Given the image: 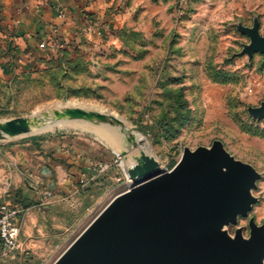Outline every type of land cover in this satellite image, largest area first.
Wrapping results in <instances>:
<instances>
[{
  "label": "rangeland",
  "instance_id": "rangeland-1",
  "mask_svg": "<svg viewBox=\"0 0 264 264\" xmlns=\"http://www.w3.org/2000/svg\"><path fill=\"white\" fill-rule=\"evenodd\" d=\"M200 1L174 0L175 18L187 19ZM254 30L264 36V6H252L247 15L236 14L218 29L203 30L193 42L186 39L203 58L197 70L169 63V53L164 62L162 52H151L161 46L134 30L122 32L120 47L110 52L70 49V43L62 41L46 44L23 63L16 61L10 47L1 45L0 120L83 106L114 115L123 124L70 119L63 127L0 140V146L21 140L41 148L48 139L70 137L89 151L78 160L85 163L74 174V188L60 191L35 212L31 243L0 257V264H54L116 197L131 188L128 162L133 164L141 150L171 170L186 149L211 147L216 140L260 175L248 214L223 227L232 237L242 229L248 238L251 220L264 223V116L251 112L264 101V53L245 52ZM104 127L118 135L116 144L101 135ZM126 132L137 136V145L127 141Z\"/></svg>",
  "mask_w": 264,
  "mask_h": 264
},
{
  "label": "water",
  "instance_id": "water-1",
  "mask_svg": "<svg viewBox=\"0 0 264 264\" xmlns=\"http://www.w3.org/2000/svg\"><path fill=\"white\" fill-rule=\"evenodd\" d=\"M245 52L264 53V36L249 33ZM264 116V101L251 108ZM85 119L118 123L114 115L81 106L42 115L0 120V140L32 133L46 121ZM126 139L138 144L137 136ZM126 151H122L124 155ZM128 169L131 188L116 197L54 264H264V223L251 220L247 238L223 230L247 215L256 197L259 172L236 159L216 140L211 147L186 149L171 170L145 150Z\"/></svg>",
  "mask_w": 264,
  "mask_h": 264
},
{
  "label": "crops",
  "instance_id": "crops-1",
  "mask_svg": "<svg viewBox=\"0 0 264 264\" xmlns=\"http://www.w3.org/2000/svg\"><path fill=\"white\" fill-rule=\"evenodd\" d=\"M173 4L174 0H0V46L10 47L16 61L23 63L46 44L62 41L69 42L70 49L110 52L120 47L122 32L134 30L161 46L150 48L151 52H162L163 58L173 54L169 63L197 70L202 69L203 58L186 39L193 42L203 30L218 29L236 14L247 15L252 6H264V0H201L181 21L175 18ZM2 145L0 202L26 201L21 236L30 244L44 186L54 192L53 197L62 190L71 191L74 174L85 163L78 160L89 151L81 150L70 137L48 139L41 148L21 140H6Z\"/></svg>",
  "mask_w": 264,
  "mask_h": 264
},
{
  "label": "built area",
  "instance_id": "built-area-1",
  "mask_svg": "<svg viewBox=\"0 0 264 264\" xmlns=\"http://www.w3.org/2000/svg\"><path fill=\"white\" fill-rule=\"evenodd\" d=\"M54 192L45 190L38 201L39 206L46 205ZM26 208L9 201L0 202V257L25 249L26 241L22 240L20 220L24 216Z\"/></svg>",
  "mask_w": 264,
  "mask_h": 264
},
{
  "label": "bare ground",
  "instance_id": "bare-ground-1",
  "mask_svg": "<svg viewBox=\"0 0 264 264\" xmlns=\"http://www.w3.org/2000/svg\"><path fill=\"white\" fill-rule=\"evenodd\" d=\"M83 107V106H81ZM44 112V111H43ZM43 112H37L35 113L34 115H42ZM68 121L66 120H58V121H46L44 122L41 126H38V127H34L32 129V132H40V131H44V130H48V129H53L57 126H64L67 123ZM103 125V123L101 124ZM105 125V123H104ZM84 126V125H83ZM99 127V125H98ZM101 128V127H100ZM109 128V127H108ZM108 128L106 129L105 127L103 129H100V133L101 135H103L104 137H106L110 142H112L113 144H116L118 141H117V138H118V135L116 136V133L112 132L111 130H108ZM123 135V134H122ZM119 140V139H118ZM116 150V149H115ZM114 150V151H115ZM122 153L123 150H120ZM116 153H119V152H116ZM140 154V153H139ZM135 156V155H134ZM137 156V155H136ZM136 162L135 158H134V163ZM133 163V164H134ZM131 164V162L129 161L128 162V167H127V173H128V169L133 165ZM129 175V174H128ZM130 177V176H129Z\"/></svg>",
  "mask_w": 264,
  "mask_h": 264
},
{
  "label": "trees",
  "instance_id": "trees-1",
  "mask_svg": "<svg viewBox=\"0 0 264 264\" xmlns=\"http://www.w3.org/2000/svg\"><path fill=\"white\" fill-rule=\"evenodd\" d=\"M20 194V193H19ZM19 198V197H18ZM18 200V202H16V203H18L19 205H21L22 207H24V208H26V207H28V205H26V201L23 199V198H20V199H17ZM13 203H15V202H13Z\"/></svg>",
  "mask_w": 264,
  "mask_h": 264
}]
</instances>
